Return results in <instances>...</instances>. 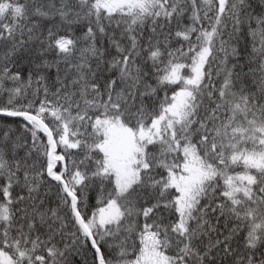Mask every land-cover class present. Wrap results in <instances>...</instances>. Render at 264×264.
<instances>
[{"label": "snow or ice", "instance_id": "snow-or-ice-1", "mask_svg": "<svg viewBox=\"0 0 264 264\" xmlns=\"http://www.w3.org/2000/svg\"><path fill=\"white\" fill-rule=\"evenodd\" d=\"M0 264H264V0H0Z\"/></svg>", "mask_w": 264, "mask_h": 264}]
</instances>
